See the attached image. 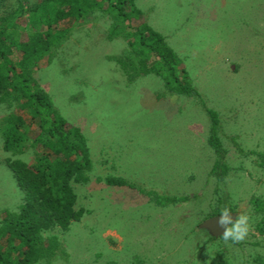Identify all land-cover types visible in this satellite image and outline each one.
Listing matches in <instances>:
<instances>
[{
	"label": "rangeland",
	"instance_id": "obj_1",
	"mask_svg": "<svg viewBox=\"0 0 264 264\" xmlns=\"http://www.w3.org/2000/svg\"><path fill=\"white\" fill-rule=\"evenodd\" d=\"M16 5L0 0L1 14ZM138 5L143 21L169 35L201 97L182 101L169 97L156 75L124 74L113 60L129 50L127 42L109 39L111 22L102 13L84 21L73 46L67 43L43 65L36 77L88 137L93 159L89 181L72 182L83 217L66 231L48 232L59 236L61 246L50 264H264V212L254 201H264V0ZM165 92L160 103L149 96ZM179 105L184 110L177 112ZM206 108L219 114L218 135L230 166L222 180L210 174L217 155L207 142ZM14 110L20 109L0 103V118ZM34 151L21 157L31 162ZM5 156L0 140V219L2 209L17 210L21 202ZM107 175L124 176L134 186L108 185ZM150 190L192 197L163 206L147 195ZM219 197L236 219L250 216L244 240H210L200 227L216 216L208 217Z\"/></svg>",
	"mask_w": 264,
	"mask_h": 264
},
{
	"label": "trees",
	"instance_id": "obj_2",
	"mask_svg": "<svg viewBox=\"0 0 264 264\" xmlns=\"http://www.w3.org/2000/svg\"><path fill=\"white\" fill-rule=\"evenodd\" d=\"M16 1L14 8L0 12V103L20 110L0 118V140L5 163L21 191V202L17 210H1L0 264H41L43 260L50 264L61 246L59 236L48 232L55 228L66 231L83 217L85 209L76 207L72 182L89 181L93 159L88 137L65 118L36 77L43 65L51 64L67 43L73 46V34L84 21L102 13L111 22L109 39L122 36L127 42L129 50L113 60L124 74L129 78L156 75L171 94L169 97L177 96L182 101L194 102L201 95L188 69L181 66L180 54L170 44L169 35L141 19L144 12L138 0ZM166 92L149 96L160 103L166 100ZM176 107L177 112L184 110L182 105ZM206 112L211 119L207 142L217 155L210 174L222 180L230 166L218 135L219 114L210 108ZM29 149L35 150L31 162L21 157ZM103 178L108 185L134 186L124 176ZM147 195L155 196L156 204L163 206L192 197L161 195L153 190ZM254 201L264 212V201ZM225 207L234 211L219 197L208 217L220 215ZM260 225L264 230V215ZM209 239L224 240L223 235L211 234Z\"/></svg>",
	"mask_w": 264,
	"mask_h": 264
},
{
	"label": "clouds",
	"instance_id": "obj_3",
	"mask_svg": "<svg viewBox=\"0 0 264 264\" xmlns=\"http://www.w3.org/2000/svg\"><path fill=\"white\" fill-rule=\"evenodd\" d=\"M230 208H223L220 211V223L226 226L223 234L224 240L242 241L249 234L251 229L250 216L241 214L237 219L233 220Z\"/></svg>",
	"mask_w": 264,
	"mask_h": 264
},
{
	"label": "water",
	"instance_id": "obj_4",
	"mask_svg": "<svg viewBox=\"0 0 264 264\" xmlns=\"http://www.w3.org/2000/svg\"><path fill=\"white\" fill-rule=\"evenodd\" d=\"M220 215H216L204 220L200 224V227L208 230L213 236L219 237L223 235L226 230V226L220 223ZM231 215L233 217V220H235L236 215L234 213H231Z\"/></svg>",
	"mask_w": 264,
	"mask_h": 264
}]
</instances>
